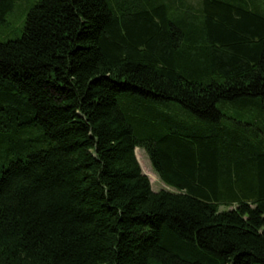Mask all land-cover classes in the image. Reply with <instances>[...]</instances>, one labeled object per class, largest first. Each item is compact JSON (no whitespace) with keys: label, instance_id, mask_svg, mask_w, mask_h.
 <instances>
[{"label":"trees","instance_id":"1","mask_svg":"<svg viewBox=\"0 0 264 264\" xmlns=\"http://www.w3.org/2000/svg\"><path fill=\"white\" fill-rule=\"evenodd\" d=\"M0 264H264V0H35L0 42Z\"/></svg>","mask_w":264,"mask_h":264},{"label":"rangeland","instance_id":"2","mask_svg":"<svg viewBox=\"0 0 264 264\" xmlns=\"http://www.w3.org/2000/svg\"><path fill=\"white\" fill-rule=\"evenodd\" d=\"M34 1L35 0H19L15 3L12 12L6 18L5 24L0 25V42L20 37L24 15ZM135 156L142 172L149 178L152 191L158 192L160 190H168L174 192L172 188L165 186L160 181L158 176L155 174L144 150L136 148ZM225 209L226 208L224 207L220 208L221 211Z\"/></svg>","mask_w":264,"mask_h":264}]
</instances>
